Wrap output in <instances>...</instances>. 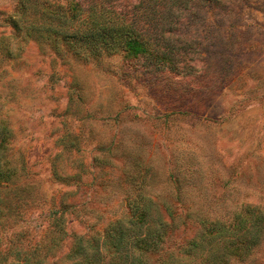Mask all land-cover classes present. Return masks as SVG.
I'll return each instance as SVG.
<instances>
[{
    "label": "rangeland",
    "instance_id": "1",
    "mask_svg": "<svg viewBox=\"0 0 264 264\" xmlns=\"http://www.w3.org/2000/svg\"><path fill=\"white\" fill-rule=\"evenodd\" d=\"M18 2L0 0V160L19 178L0 195L7 263L52 237L65 196L76 205L70 234L104 233L137 198L189 214L164 246L180 264H192L184 251L203 237L201 220L229 226L250 205L263 231L230 264H264V0L195 4L178 29L198 52L185 77L123 53L84 61L43 50L5 23ZM71 244L49 264H69Z\"/></svg>",
    "mask_w": 264,
    "mask_h": 264
},
{
    "label": "trees",
    "instance_id": "2",
    "mask_svg": "<svg viewBox=\"0 0 264 264\" xmlns=\"http://www.w3.org/2000/svg\"><path fill=\"white\" fill-rule=\"evenodd\" d=\"M220 1L19 0L14 14L5 23L17 35L33 39L43 50L49 49L57 56L101 61L123 53L144 65L185 77L198 70V52L189 39L179 35V25L189 19L195 4ZM3 124L5 132L0 134V149L9 143L8 129ZM70 176L73 180L77 177ZM18 181L14 171L3 168L0 160V195ZM2 203L0 197V226L6 222ZM75 206L64 196L50 214L52 237L30 250L20 248L12 253L16 259L13 264H49L69 237H72L66 256L69 264H180L174 255H165L164 246L178 228V215L186 221L189 214L182 216L168 206L163 207L166 212L163 213L153 200L137 198L129 203L130 215L110 223L104 233L79 235L67 230V216ZM256 211L250 205L243 207L229 226L201 220L203 237L190 243L184 254L192 259V264L245 260L263 231L261 212ZM165 214L171 217L170 221ZM9 253L0 255V264H10Z\"/></svg>",
    "mask_w": 264,
    "mask_h": 264
}]
</instances>
